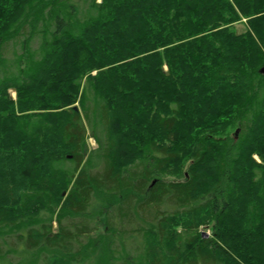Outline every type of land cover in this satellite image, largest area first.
Segmentation results:
<instances>
[{"label":"trees","instance_id":"trees-1","mask_svg":"<svg viewBox=\"0 0 264 264\" xmlns=\"http://www.w3.org/2000/svg\"><path fill=\"white\" fill-rule=\"evenodd\" d=\"M0 264H264V0H0Z\"/></svg>","mask_w":264,"mask_h":264},{"label":"rangeland","instance_id":"rangeland-1","mask_svg":"<svg viewBox=\"0 0 264 264\" xmlns=\"http://www.w3.org/2000/svg\"><path fill=\"white\" fill-rule=\"evenodd\" d=\"M238 30H241V26H237ZM38 43H39V40L36 39L34 40V42L32 43V47H36L38 46ZM16 49L18 50V48L16 47ZM11 93V97L15 99V93L13 91L10 92ZM88 146L89 148H95V143L93 141V139L89 138L88 139ZM54 227H55V224H54ZM179 229V227H178ZM198 232L202 233V236L203 237H209L210 236V232L208 230H206L204 227H199L198 228Z\"/></svg>","mask_w":264,"mask_h":264}]
</instances>
